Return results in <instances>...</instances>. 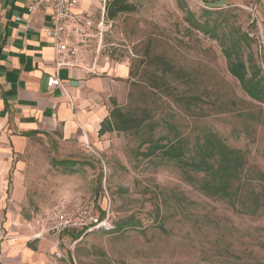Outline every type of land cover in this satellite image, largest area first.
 <instances>
[{"label":"rangeland","instance_id":"rangeland-1","mask_svg":"<svg viewBox=\"0 0 264 264\" xmlns=\"http://www.w3.org/2000/svg\"><path fill=\"white\" fill-rule=\"evenodd\" d=\"M111 1L102 0L103 35L91 55L129 64L126 91L110 113L116 105L144 126L83 141L32 138L0 190L9 219L0 245L27 244L29 257L6 263L264 264V103L229 73L221 43L248 34L243 58L253 55L264 72V0H127L135 11L110 19ZM186 9L213 32L193 27ZM208 132L245 153L243 189L230 197L204 193L191 182L202 173L160 152L144 155L150 137L185 138L191 152ZM62 201L68 210L88 203L109 225L81 236L53 231L52 212Z\"/></svg>","mask_w":264,"mask_h":264},{"label":"crops","instance_id":"crops-1","mask_svg":"<svg viewBox=\"0 0 264 264\" xmlns=\"http://www.w3.org/2000/svg\"><path fill=\"white\" fill-rule=\"evenodd\" d=\"M30 2L0 0V190L5 186V172L16 161L20 163L17 158L32 138L59 134L64 139L83 141L99 135L113 99L125 93L130 78L127 62L99 60L91 55V47L103 35L102 0H79L75 12L83 19L93 20L94 36L79 46L77 66L59 70V54L46 33L50 9L30 15ZM57 72L62 85L50 87L48 79ZM20 185L15 184V204ZM7 197L6 191L0 195V230L6 228L9 220L5 217ZM8 247L0 245V264H7L11 258L29 257L27 244Z\"/></svg>","mask_w":264,"mask_h":264},{"label":"trees","instance_id":"trees-1","mask_svg":"<svg viewBox=\"0 0 264 264\" xmlns=\"http://www.w3.org/2000/svg\"><path fill=\"white\" fill-rule=\"evenodd\" d=\"M133 11H135V6L127 0H112L107 5V16L110 19H114L119 14ZM186 11L188 21L193 27L203 32H213L208 23H201L191 10L186 9ZM222 39L223 54L227 60L229 73L238 80L248 96L264 103V72L255 63L253 55H250L247 60L243 58L242 42L249 43V35L245 33L242 38L230 36V38ZM114 106L110 116L102 122L99 135L115 130L139 131L143 128V118L123 112L118 106ZM144 142H152L147 148L145 156L156 155L160 152L163 157L176 161L183 168L191 170V173H202L201 179H197L191 174V182L208 195L226 198L243 189L242 174L247 164L245 153L240 149L230 147L215 133L208 132L198 138L191 144V152L186 139L182 137L167 143L155 142L150 137ZM229 201L234 202L233 200ZM255 205V210L262 207L260 200H256ZM246 207L247 205L244 204L243 208ZM244 211L250 212L248 209ZM126 224L127 222H123L119 228ZM82 234L80 233L78 236Z\"/></svg>","mask_w":264,"mask_h":264},{"label":"built area","instance_id":"built-area-1","mask_svg":"<svg viewBox=\"0 0 264 264\" xmlns=\"http://www.w3.org/2000/svg\"><path fill=\"white\" fill-rule=\"evenodd\" d=\"M78 5L79 0H31L27 8L30 15L44 8L50 9V26L46 33L59 54L56 60L57 70L64 66H77L79 46L86 44L94 36L93 20L78 16L75 12ZM17 20L21 18L18 17ZM100 32L102 34V28ZM64 55L66 58H63ZM48 85L50 87L62 85L58 72L49 77ZM52 220V229L58 233L65 231L87 233L109 225V216H97L86 202H79L73 210H68L65 201L60 202L52 212Z\"/></svg>","mask_w":264,"mask_h":264}]
</instances>
